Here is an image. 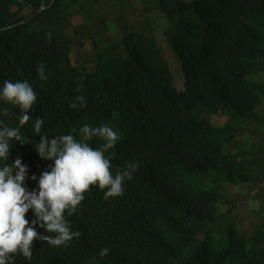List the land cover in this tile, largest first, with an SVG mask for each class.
<instances>
[{"label": "trees", "instance_id": "trees-1", "mask_svg": "<svg viewBox=\"0 0 264 264\" xmlns=\"http://www.w3.org/2000/svg\"><path fill=\"white\" fill-rule=\"evenodd\" d=\"M143 2L142 12L166 25L179 90L147 18L129 24L115 14V41L104 35L105 15L92 13L98 0H0V89L5 80L27 81L37 94L32 119L20 128L23 144L11 140L0 167L19 158L27 168L23 186L37 188L53 164L36 150L37 117L49 140H79L85 124H107L120 136L106 153H115L112 164H137L121 200H105L96 186L84 194L71 223L81 235L68 247L33 242L32 259L17 253L14 264H264V218L243 228L226 218L232 206L222 211L229 186L236 194L264 190V0ZM74 8L90 23L69 32ZM85 42L93 55L73 65V46ZM40 63L46 80L38 77ZM77 96L86 106L70 108ZM5 108L11 115L0 119L19 126V108L0 100V113ZM219 115L227 121H211ZM105 247L111 251L100 257Z\"/></svg>", "mask_w": 264, "mask_h": 264}, {"label": "clouds", "instance_id": "clouds-1", "mask_svg": "<svg viewBox=\"0 0 264 264\" xmlns=\"http://www.w3.org/2000/svg\"><path fill=\"white\" fill-rule=\"evenodd\" d=\"M47 38L51 39V33ZM38 77L47 79L43 63L39 65ZM0 100L20 110L17 127H10L0 119V160L6 161L9 142L15 140L23 144L25 138L21 136L20 128L32 119L29 113L37 94L27 81L5 80L0 89ZM77 102L81 108L86 106L85 97L77 96L69 107L77 108ZM0 115L9 117L11 113L5 108ZM43 123V118L35 119L33 132L40 136L35 147L42 159L52 160L53 164L50 170L41 173L37 188L29 192L23 186L27 168L19 158L12 165L0 167V264H14L17 253L31 260L33 242L45 241L55 247H68L73 238L81 235L71 223L79 213L84 194L96 186L105 200H121L126 180H131L137 170L135 162H126L123 169L116 167L112 164L115 153L106 155L120 139L111 126L85 124L79 128V140L72 134L49 140L47 135L40 134ZM94 137L105 143L93 148L88 141ZM31 179L37 178L33 175ZM110 251L105 247L99 256L104 257Z\"/></svg>", "mask_w": 264, "mask_h": 264}, {"label": "rangeland", "instance_id": "rangeland-1", "mask_svg": "<svg viewBox=\"0 0 264 264\" xmlns=\"http://www.w3.org/2000/svg\"><path fill=\"white\" fill-rule=\"evenodd\" d=\"M145 3L143 0H130V2L123 0L120 10L117 0H98V4L92 8V13L94 14L96 12H100L101 14L105 15V27L107 31L104 35L114 39L115 41H117L116 35L119 34V30H114L115 22L113 21V16H115V14L118 12L121 11L120 16L124 15V17L121 19L125 20V22L129 24H138L145 18L150 20L152 27L155 28V30H153V35L156 44L161 50L163 59L169 65L173 75L174 86L179 90L181 88L182 75L180 74V70L178 72L177 61L174 54L168 49V46L165 42V36L163 33L166 25L163 23V20H159L156 24L153 22L155 12L148 13L147 15L142 12V8ZM30 11L31 10H27L25 14H29ZM70 12L71 14L69 16V22L67 23V30L69 32L73 31L74 28L88 26V23H90L84 19L83 14L76 13L75 8ZM108 28H110L112 31ZM86 55L90 57L93 55L90 44L87 42L78 44L77 46L75 44L70 54V58L72 60L71 63L73 65L83 66L86 60ZM211 121L222 124L227 121V118L223 115H219L217 117H213ZM254 138V135L246 131L245 139L247 141L251 142V140H254ZM237 191L238 189H236V187H228L227 197H225L223 200L226 205L222 208V211L225 212L228 207L232 206V215H227L226 218H228L231 223L237 224L239 227L241 226L244 228V226L248 225L253 229L260 222V220L264 218L263 212L261 210L264 207V190L260 188V185H254L243 189L242 194H236ZM240 222H242V224H240Z\"/></svg>", "mask_w": 264, "mask_h": 264}, {"label": "bare ground", "instance_id": "bare-ground-1", "mask_svg": "<svg viewBox=\"0 0 264 264\" xmlns=\"http://www.w3.org/2000/svg\"><path fill=\"white\" fill-rule=\"evenodd\" d=\"M115 207V206H114ZM131 223V222H130ZM133 224V223H132ZM133 225H135V224H133ZM128 226H129V224H128Z\"/></svg>", "mask_w": 264, "mask_h": 264}, {"label": "water", "instance_id": "water-1", "mask_svg": "<svg viewBox=\"0 0 264 264\" xmlns=\"http://www.w3.org/2000/svg\"><path fill=\"white\" fill-rule=\"evenodd\" d=\"M40 10H41V9H40ZM40 10H39V11H40Z\"/></svg>", "mask_w": 264, "mask_h": 264}]
</instances>
